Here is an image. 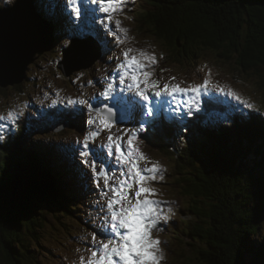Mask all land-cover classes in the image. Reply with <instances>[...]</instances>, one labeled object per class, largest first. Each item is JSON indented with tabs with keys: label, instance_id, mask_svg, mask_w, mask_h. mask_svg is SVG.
<instances>
[{
	"label": "trees",
	"instance_id": "trees-1",
	"mask_svg": "<svg viewBox=\"0 0 264 264\" xmlns=\"http://www.w3.org/2000/svg\"><path fill=\"white\" fill-rule=\"evenodd\" d=\"M138 1L135 28L166 48L174 65L214 56L247 78L256 77L261 96L260 105L248 109L215 94L209 104L220 117L187 131L175 125L179 140L168 132L170 124L161 122L157 132L163 134L152 133L145 143L172 162L170 184L185 200L165 243L172 263L264 264V0ZM24 83L16 88L22 91ZM25 117L26 126L0 142V264L39 262L38 228L48 221L44 208L53 204L58 215L82 221L80 211L90 203L79 182L86 176L82 168L77 191L55 153L31 141L28 127L37 120ZM70 125V133L79 131L77 122ZM55 132L56 139L69 133Z\"/></svg>",
	"mask_w": 264,
	"mask_h": 264
},
{
	"label": "rangeland",
	"instance_id": "rangeland-1",
	"mask_svg": "<svg viewBox=\"0 0 264 264\" xmlns=\"http://www.w3.org/2000/svg\"><path fill=\"white\" fill-rule=\"evenodd\" d=\"M15 1L0 0V8L12 6ZM138 2V0H125L122 9L112 13L113 21L109 24L107 20L108 13L92 11L98 7L97 4H82L81 0H77V6L81 8V15L77 17L72 8L66 6V0H34L37 10L43 12L42 15L53 17L54 13H57L60 33L56 35V39L59 42L57 41L50 52L40 58L38 57L37 61L29 67L27 75L30 80L23 84L22 91L18 90L16 86L7 89L0 86V116H7L9 111L17 114L14 122L11 120H0V137H3L0 142H5L6 139L10 138L14 128L17 132L18 128L21 129L26 126V122L23 120V118H26L25 115L28 114L33 118L35 117L34 120H37V123L29 124L28 127L33 132L30 135L31 141L43 142L45 146L55 153L56 157L59 158L56 161L62 167L66 165L69 169L70 173L67 174V178L68 180L70 179L76 189L77 184L75 185V183L80 179L78 166L81 167L86 174L84 183H82V186L85 187L82 194H86L87 198L93 196V198H97L94 200H98L93 205L85 204V207L81 209L82 221L74 217L69 219L46 208L48 221L43 226V229L38 228V230L40 229V234L43 235V241L40 243L42 255L39 257L37 264H81V256L85 260L90 256V249L93 247L92 234L98 231L97 235H101L102 223L107 212L106 207H103L107 198L102 196V192L106 191V189L103 187V178H101V187H96L91 168L82 163L84 159L80 155L82 145L77 143V141L82 142L88 133L97 130V125L87 124L89 118L96 116V108L99 107V110L106 111L104 105L111 104L110 101L101 97L100 93L104 91L107 83L113 81V77L116 76L117 66L124 59L123 51L132 48L134 51L130 55H138L139 53L136 50L154 54L157 63L151 65L149 62L148 70L153 72L150 79L159 80L161 88L165 83L170 85L179 84L181 87H188L192 84L199 85L203 83L205 78H210V91L207 94H201L198 104L194 94H177L163 98L166 103L159 110L158 116H154L158 119L170 121L173 115L189 118L194 113L198 114L201 111V107L203 108L204 97L213 92H218L213 87L216 84L226 86V88L230 87L242 99L249 101L254 106L260 105L261 96L256 85L257 78H247L236 65L219 62L216 57L211 55L201 56L191 66L185 65L181 67L174 65L166 48L154 37L150 36L149 33L135 28L133 24L135 11L133 10L138 8ZM85 7L89 9L87 15L84 11ZM67 14L72 16V19L69 18L70 21L78 23L80 27L65 21L64 16L68 17ZM44 19L47 18L44 17ZM115 20H120L122 22L121 26L129 30L123 44L117 43L116 36L108 31L109 28L115 30ZM91 30L97 31L100 36L93 38V42L101 41L104 50L100 58L103 62H98L97 65H94L89 70L83 69L71 76H65L58 68V63L63 60L62 50L66 48L65 45L69 46L73 36V40H79L77 39L78 34L90 33ZM116 31L117 35L124 38L123 33ZM79 37L82 38V36ZM209 73L211 74L210 77ZM172 77H175V79L173 80ZM116 85L119 89L118 81H116ZM124 95L131 96L132 93H124ZM229 97L231 98V96ZM69 100H87L92 105V108L89 109L86 104H69ZM71 114L75 119L69 117ZM203 116L207 120V117ZM210 118L213 119L214 117L210 115ZM68 120L77 122V126H79L78 132L70 133L71 125ZM22 123H25V125H21ZM61 126H64L63 129H67L69 133L67 136L62 137L63 139H56L54 137L58 133L55 130L61 129ZM139 126V124L133 123L131 120H129L128 125H113L111 132L107 129L100 131L95 140L89 142V148H97L102 144H106L109 134H112L115 138L116 136H122L124 129ZM150 139L148 138L147 141ZM124 140H127L126 135H124ZM143 140L139 137L136 141V144L147 157L146 161L139 162L140 166L152 167L153 164L158 162L163 169V180H156L151 183V186L157 189V195L152 198L170 202V204L163 205L165 213L169 216L168 222L164 227L162 226L163 221H161L157 228L153 229L152 236L161 241L159 247L163 249V259L160 264H173V254L167 250L165 243L167 242V237L173 234L170 229L171 223L177 220L180 214L178 209L184 205L185 200L173 190L175 188L170 184L173 179L172 162L160 157L158 153L148 150L145 144L146 141L145 139ZM87 159L91 162L94 156H89ZM96 169L97 172L109 170V175L113 176L109 183H114L120 175L121 166L115 162L114 157H107L106 162L96 161ZM134 191L135 189L130 193L133 196ZM52 207L53 204L51 205ZM168 207H171V212L167 211ZM99 236H97V239H100L98 238Z\"/></svg>",
	"mask_w": 264,
	"mask_h": 264
},
{
	"label": "snow or ice",
	"instance_id": "snow-or-ice-1",
	"mask_svg": "<svg viewBox=\"0 0 264 264\" xmlns=\"http://www.w3.org/2000/svg\"><path fill=\"white\" fill-rule=\"evenodd\" d=\"M125 0H81L82 4L92 3L98 7L92 11L108 13L109 24L113 21L112 13L122 9ZM66 6L71 7L75 16L81 15V8L77 6V0H66ZM87 15L89 9L84 8ZM120 20H115V30L108 31L116 36L117 43L123 44L127 38L128 29L121 26ZM107 27V26H106ZM118 30L124 34V38L117 35ZM67 47V45H65ZM134 50L128 48L122 52L124 59L118 64L116 76L113 81L107 83L100 96L111 102L112 107H106V115L97 109L96 116L89 118L87 124L97 125V130L88 133L84 140L77 141L82 145L80 155L84 157L82 163L91 168L97 188L103 187L106 191L102 196L106 197L107 212L101 228V238L97 239L96 233L91 236L93 247L90 249V256L87 260L80 257L81 264H160L163 259V252L159 245L160 240L153 238L152 231L157 228L161 221L165 224L169 216L165 213L163 205L170 204L168 201H161L152 198L157 195V189L151 186L156 180H163V169L157 163L152 167H141L140 161H146V155L136 144L140 134L146 131L145 124H153L154 121L147 119L158 116L159 110L164 106L166 100L163 98L172 97L177 94H194L199 103L202 93L207 94L211 84L210 78H205L203 83L192 84L188 87H181L179 84L170 85L165 83L161 88L159 80L150 79L153 75L149 71L151 65L157 63L156 56L143 50H136L138 55H130ZM209 73V77H210ZM174 80L175 77H172ZM116 81H118L119 89ZM216 91L225 96H231L236 102L243 104L248 109L254 105L242 97L230 87L213 85ZM124 93H132L126 96ZM69 104H86L89 109L92 105L87 100H69ZM120 111L121 121L131 120L139 124V127L124 129L122 136L113 137L109 134L107 143L97 148H89V142L94 141L102 130L113 128L115 112ZM190 114V113H189ZM17 114L9 111L7 116H0V120L15 121ZM124 135L127 140H124ZM3 137H0L2 140ZM94 156L89 162L87 157ZM107 157H114L115 162L121 166L119 177L114 183L109 175V170L97 172L96 161L106 162ZM114 175V174H113ZM133 189L134 196L131 195ZM171 212V207H168Z\"/></svg>",
	"mask_w": 264,
	"mask_h": 264
},
{
	"label": "water",
	"instance_id": "water-1",
	"mask_svg": "<svg viewBox=\"0 0 264 264\" xmlns=\"http://www.w3.org/2000/svg\"><path fill=\"white\" fill-rule=\"evenodd\" d=\"M56 43L54 24L40 16L34 0H16L12 6L0 8V86L7 89L24 83L29 67L38 57L50 52ZM62 51L65 56L58 68L67 77L90 69L101 57L98 44L92 39L73 40ZM101 113L106 115L105 110ZM120 116L121 112L116 111L115 124L125 122ZM47 201V198L43 199L44 203ZM49 210L54 212L52 208Z\"/></svg>",
	"mask_w": 264,
	"mask_h": 264
},
{
	"label": "bare ground",
	"instance_id": "bare-ground-1",
	"mask_svg": "<svg viewBox=\"0 0 264 264\" xmlns=\"http://www.w3.org/2000/svg\"><path fill=\"white\" fill-rule=\"evenodd\" d=\"M51 1H55V0H51ZM34 6L36 8V4L35 3H34ZM36 11L40 14V16L43 19H44V17H46V16L43 17L42 12H40L39 10H37V8H36ZM67 15H68V17L67 16H64L65 17L64 18L65 21H68L70 24L72 23V24L78 25L80 27V25L78 23L70 21V19H72V16H70L69 14H67ZM53 18H55V21L57 22L58 15H57L56 12L54 13ZM45 20L48 21V22H50V23H52L49 19H45ZM74 21H75V19H74ZM87 23H89V22L87 21ZM81 24H83V23H81ZM62 30L65 33V31H64L63 28H62ZM79 36H82V38H80ZM73 38H74V36H73ZM55 39H56V34H55ZM77 39H79V40H89L86 36H84L82 34H78ZM72 41H73V39H72ZM92 41H93V39H92ZM61 53H62V56H65V52L64 51H62ZM221 97H222V99L220 101L226 100V98L224 96H221ZM209 110L210 111L211 110L213 111V109H209ZM71 117L74 118V116L72 114H71ZM172 118L175 119V120H174L173 123H170V126L172 127V129H170L168 132H171L172 131V133L175 135V138L178 139V140H179V138H182V136H180V135H178V134L175 133V129H174L175 125H178L177 126L178 127V131H182V130H186L187 131L188 129H190L191 127H193V124L207 123L205 117L203 116V114H199V117H198V115H196L195 117H193L190 120L188 118H185V117H180L179 115H173ZM68 121L71 123L70 120H68ZM21 125H25V123H22ZM168 132H166V133H168ZM160 134H163V132H156L154 134V136L156 137L157 135H160Z\"/></svg>",
	"mask_w": 264,
	"mask_h": 264
}]
</instances>
